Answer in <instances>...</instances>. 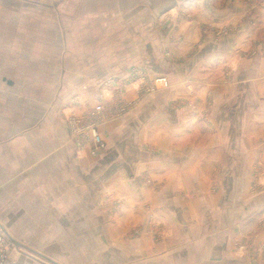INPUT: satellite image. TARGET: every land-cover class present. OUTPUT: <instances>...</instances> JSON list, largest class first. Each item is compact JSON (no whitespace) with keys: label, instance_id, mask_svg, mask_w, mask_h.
<instances>
[{"label":"crops","instance_id":"obj_1","mask_svg":"<svg viewBox=\"0 0 264 264\" xmlns=\"http://www.w3.org/2000/svg\"><path fill=\"white\" fill-rule=\"evenodd\" d=\"M249 1L110 3L126 16L125 38L101 48L93 75L81 77L111 81L114 90L117 79L141 64L149 78L165 77L170 86L135 102L124 117L105 119L99 133L106 149L97 157L78 149L66 124L60 135L43 136L38 122L26 130L25 108L10 110L3 101L5 238L24 239L19 246L56 264H249V253L237 257V248H249L253 238L264 246V4L254 9L255 28L203 41L187 56L198 43V24L235 23ZM181 2L194 13L188 38L185 25L172 30L155 22ZM136 91L130 87L124 99L136 101ZM109 195L120 198L119 210L110 209ZM143 201L149 212L139 207ZM159 224L168 238L154 243L144 231ZM20 255L16 264L49 263Z\"/></svg>","mask_w":264,"mask_h":264},{"label":"rangeland","instance_id":"obj_2","mask_svg":"<svg viewBox=\"0 0 264 264\" xmlns=\"http://www.w3.org/2000/svg\"><path fill=\"white\" fill-rule=\"evenodd\" d=\"M143 1L145 0H139ZM111 2L113 0H0V115L3 101L7 102L10 110L19 104L20 108H25V129L34 127L38 122L43 136L47 133L60 135L66 124L71 141L77 144L80 151L87 149L91 155L92 142L81 137L80 130L83 129L74 119L86 114L97 103L103 104L105 109L110 107L113 93L107 82L81 76L93 75L90 72L99 64L97 57L101 48L108 47L106 50H109L116 40L125 38L121 24L126 16L119 15L115 6L110 5ZM252 4L254 8H249ZM262 4L264 0L249 1L246 13L235 23L215 25L207 21L198 24V43L188 48L187 56L194 54L203 41L235 36L244 29L255 28V10ZM174 9L161 19L156 18L155 22L170 25L172 30H176L179 24L185 25L188 38L191 26L195 23L194 13L184 2ZM121 34L123 35L120 36ZM166 54L171 57L168 52ZM253 54L254 49L245 52V56ZM1 77L12 80L14 87L7 88ZM116 81L119 82L117 85L121 84L123 94L130 87H134L137 90V100L127 101L123 95L124 102H128L130 107L114 119H120L132 112L135 102H141L150 94L170 86L165 77L154 75L149 78V70L141 64L131 66L128 72ZM102 95L105 100H100ZM33 130L26 134H33ZM13 133L10 131L9 135ZM42 150L49 151L51 148L43 146ZM141 181L149 184V177L142 175ZM108 198L112 200V206H109L112 211L121 208L120 198L110 195ZM140 206L149 212L148 203L143 201L139 203ZM140 232L141 227H137L131 234L136 236ZM144 233L154 243L168 238L167 231L161 224L157 227L149 225ZM18 243L26 245L24 239H6L5 264H16L23 260L20 253L37 258L34 253L25 250ZM243 247L240 245L237 248V257H243V252L246 251L249 253V264H264L262 244L253 238L249 248Z\"/></svg>","mask_w":264,"mask_h":264},{"label":"built area","instance_id":"obj_3","mask_svg":"<svg viewBox=\"0 0 264 264\" xmlns=\"http://www.w3.org/2000/svg\"><path fill=\"white\" fill-rule=\"evenodd\" d=\"M107 86L110 88L111 81H107ZM166 85V82H164ZM112 99L109 109H105V106L101 103H97L86 114L82 115L80 118H75L74 122L81 126L80 134L81 137L90 139L92 142L91 155L97 157L101 155L105 149L106 144L99 133V126L105 120L109 118H114L119 116L120 113L126 111L130 106L128 102H124L123 88L121 84L112 90ZM6 238L5 234L0 226V264H5L7 260L6 255Z\"/></svg>","mask_w":264,"mask_h":264},{"label":"water","instance_id":"obj_4","mask_svg":"<svg viewBox=\"0 0 264 264\" xmlns=\"http://www.w3.org/2000/svg\"><path fill=\"white\" fill-rule=\"evenodd\" d=\"M10 240H12V239L10 238ZM27 251L34 253V254H35L36 256H38V257H42V258H44V259H45L46 261H48L50 264H56V263L52 262L51 260H49L48 258H46V257H44V256H42V255H40V254H37V253L33 252L32 250L27 249Z\"/></svg>","mask_w":264,"mask_h":264}]
</instances>
